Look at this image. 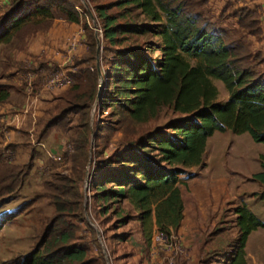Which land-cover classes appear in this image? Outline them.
Listing matches in <instances>:
<instances>
[{
    "label": "trees",
    "instance_id": "obj_1",
    "mask_svg": "<svg viewBox=\"0 0 264 264\" xmlns=\"http://www.w3.org/2000/svg\"><path fill=\"white\" fill-rule=\"evenodd\" d=\"M93 1L100 35V89L96 38L79 0H9L0 14V42L8 43L26 29H43L56 19L82 24L88 42L67 105L46 126L68 135L64 157H70V175L56 173L43 180L51 216L44 218L28 253L0 264H97L89 256L95 234L84 217L81 188L88 162L93 167L90 200L99 203L98 214L116 205L121 227L131 220L123 215L125 205L141 227L150 229L154 216L158 230L169 235L183 218L179 185L193 177L192 168L205 166L207 141L215 132L247 133L254 143L264 144L263 59L247 40L260 36L252 13L239 10L238 29L229 30L221 18H208L209 0ZM216 82L226 100L219 99ZM7 97L8 91L0 90V101ZM164 110L175 118L138 132L137 127L157 120ZM72 115H78L75 124ZM114 133L134 138L106 155ZM258 160L260 171L251 179L264 185V154ZM32 164L6 163L0 154V197L18 189ZM259 199L264 200V191ZM3 214L0 225L14 218L12 212ZM235 215L237 236L218 264H246L247 239L264 228L245 204L235 208ZM127 236L120 234L118 240Z\"/></svg>",
    "mask_w": 264,
    "mask_h": 264
},
{
    "label": "crops",
    "instance_id": "obj_2",
    "mask_svg": "<svg viewBox=\"0 0 264 264\" xmlns=\"http://www.w3.org/2000/svg\"><path fill=\"white\" fill-rule=\"evenodd\" d=\"M7 3V0H0V9ZM239 10L252 13L259 24L260 36L256 38L249 35L247 40L253 52L263 59L260 70L264 73V0H209L206 6V11L216 19L221 18L222 26L229 30L238 29ZM87 24L89 25V21ZM87 43V31L82 24L58 19L40 30L26 29L13 36L8 43L0 42V90L8 91V97L0 101V148L2 149L0 154L4 162L15 165L26 164L31 160L33 162L34 155H37L40 150H43L46 159L55 165L63 162L67 146L66 136L59 135L52 141V136L57 133V130L46 129V126L49 125L50 119L57 115L50 116L55 106L50 107L57 102L62 93L68 92L74 82L73 75L79 68L78 62L88 54ZM19 46L22 49L16 54L15 51ZM57 74H64L71 80V83L69 85L49 84L51 78ZM226 99L227 94L223 100ZM252 145L257 148L258 152L252 156L249 164L258 169L250 168L245 175L246 180L241 179L236 189L231 181L203 175V172L207 171L206 150L205 166L192 168L193 177L184 179L179 185L183 218L175 232L176 236L177 234L179 236V245L183 254L177 255L176 261L181 259L183 260L181 264H194L198 260V254L196 256L193 254L197 246L206 242L205 239L200 238L199 229L204 230V225L210 226V222L220 220L223 211L232 201L238 198L241 204L247 207L250 202L256 200L264 202L259 198L255 199L253 195L257 193V187H264V185L251 179L253 174L260 171L258 158L260 154H264V144ZM57 158L60 160H56ZM43 164L36 159L34 172L40 168L44 170L43 172H47L49 167ZM234 216L236 217L235 214ZM140 228L141 233L138 232L137 238L142 235L143 243L146 244L145 239L148 240L150 234L152 233L153 236L158 230L155 217L152 216L150 229L146 226H140ZM175 232L171 231L170 234L175 235ZM254 232L249 235L247 242ZM146 234L147 237H145ZM225 237L226 234H219L211 245L206 243L203 251H219L217 254L228 252L230 242L227 243ZM246 248L247 246H245V251ZM151 249L153 250L152 244ZM166 257H168L167 254ZM157 262L161 264L159 257ZM133 264H154V258L151 257L150 261L145 259L139 263L133 262ZM246 264H248L247 261Z\"/></svg>",
    "mask_w": 264,
    "mask_h": 264
},
{
    "label": "rangeland",
    "instance_id": "obj_3",
    "mask_svg": "<svg viewBox=\"0 0 264 264\" xmlns=\"http://www.w3.org/2000/svg\"><path fill=\"white\" fill-rule=\"evenodd\" d=\"M83 1L87 4L88 9L93 16L94 23L96 24V26H98V21L95 17L94 11L92 10V6L95 1ZM99 1L107 2L109 0ZM7 2V4L1 7L2 10L0 9V14L8 7L9 0H7ZM80 5L83 6V9L87 15L86 20L89 21V25L94 31L93 22L81 1ZM205 13L210 20H216V18L212 17L209 14V12L206 11ZM97 36L99 39L100 35L98 34ZM21 49L22 47L19 46L16 49L15 53L18 54V51ZM216 86L219 90V99L223 100L225 98L226 92L225 90H223V86L220 82H216ZM68 98L69 97L67 92L62 93L57 102H55L50 107L52 108L55 106V110L50 114V116L58 114L61 109L66 107ZM97 102L98 101H96L92 108L94 109V111L92 112L91 110L90 114L92 125L97 116ZM175 116L176 115L172 114L170 111L164 110L157 120L150 122L147 125L137 127V130L139 132L153 129L159 125H163L167 120L175 118ZM71 117L73 119V124H75L78 119V115H72ZM93 133L94 131L92 130V138ZM63 134L64 133H62L60 129H57V133L52 136L51 140L53 141L55 137ZM64 135L66 136V139H68V135ZM132 138L134 137L124 138L122 133H114L112 135L110 145L106 150V155L109 154L117 144L122 143L125 140H130ZM252 144L255 143L248 134L237 136L233 135L229 131L224 133L215 132L207 141V171H204L203 175L205 177H213L214 179H225L231 181V183L235 185L234 188L236 189V186L239 185L241 179L246 180L245 175L248 171H250V168L252 170L258 169L254 165L250 166L249 164L252 156H254L258 152L257 148H255ZM68 147L69 145L66 146V150H69ZM1 150L2 149L0 148V151ZM46 158L47 157L45 156V152L43 150L38 151L37 155H35L32 167L29 170L28 175L25 177L23 183L8 197H4V199L3 197H0V215H5L3 213L12 212L14 216L13 219L0 225V262L7 261L18 255L28 253L35 245L36 236L41 230L44 218L51 216L53 208L49 203V200L46 197H43V180L46 178L49 179V177L53 176L56 173H60L62 175H70L71 162L69 156H65L63 162L60 165H55L51 161H48ZM36 159H39V162L44 163V166H48L49 170L47 172H43L44 170L40 168L38 171L34 172ZM92 169V165H90V163L88 162L81 184L82 192L84 195V204L87 207V209L84 211V217L86 222L88 221V218L92 223L91 225L87 222L88 225L93 229L95 234V241L94 244L91 245L89 256L95 258L97 260V264H133V262L139 263L140 261L145 259L147 261H150L151 257L154 258V264H158V257L160 258L161 264H166V259L169 257V253L167 252V250L154 252L151 249V244L152 246H156L154 245V236L157 231L154 232L153 236L151 233L148 240L145 239L146 244L143 243L144 241L142 235H139V237L137 238L138 232L141 233V228L140 223L135 216V212L129 210L128 207L123 205V207L125 208L123 215L130 216L131 220L121 227H118L117 224V216L115 214L116 205L112 206V208L105 215L98 214L99 203L90 200L91 192L89 191V177ZM86 179H88V183L86 182ZM263 189L264 187L260 186L256 188L257 193L253 194L255 196V199L259 198V196L264 191ZM248 195L250 196V194ZM249 204L250 205L248 207L251 212L259 220L264 222V202L256 200L254 202H250ZM239 205H241V202L237 198L236 200L232 201V203H230V205L227 206L226 209L224 208L225 210L223 211V215L220 220H217L216 222H210V226L203 224L204 230L199 229L201 231L200 238L205 239L204 241L206 242H202L199 246H197L196 252L195 254H193V256H196V254H198V260L194 264H208L210 262H219V260L221 259V253L217 254V252L219 251L215 252V250L205 252L203 251V249L205 248L204 246L206 245V243L208 245H211L213 240L219 234H226L225 241H227V243L236 238L237 228L235 226L236 217L234 216V214L235 208ZM123 233L128 234L126 239L124 241L118 240L120 234ZM147 236L148 235L146 234L145 237ZM174 237L175 240H173V242L169 241V243L173 245H179V236L178 234L176 236V232ZM146 241H148V243ZM246 246L247 248L245 253L246 261L248 262V264H264V228L256 230L251 235ZM95 247L99 250H96ZM141 250H143V252ZM166 254L168 255V257H166ZM100 258H102L103 262L99 260ZM182 262L183 260L178 259L176 261V264H181Z\"/></svg>",
    "mask_w": 264,
    "mask_h": 264
},
{
    "label": "built area",
    "instance_id": "obj_4",
    "mask_svg": "<svg viewBox=\"0 0 264 264\" xmlns=\"http://www.w3.org/2000/svg\"><path fill=\"white\" fill-rule=\"evenodd\" d=\"M61 83L69 85L71 83V80L64 74H57L53 76L49 82V84H52V85H59ZM56 160H60V158H57ZM154 237H155L154 245L156 246H153L152 251L158 252L160 250H167V252L169 253V257L166 259L167 264H174L175 257L177 255L183 254V250L180 245H176V244L173 245L169 243V241L173 242V240H175V237L173 234L167 235L157 230Z\"/></svg>",
    "mask_w": 264,
    "mask_h": 264
},
{
    "label": "water",
    "instance_id": "obj_5",
    "mask_svg": "<svg viewBox=\"0 0 264 264\" xmlns=\"http://www.w3.org/2000/svg\"><path fill=\"white\" fill-rule=\"evenodd\" d=\"M81 2H82V4L84 5V7H85V9H86V11H87V13L89 14V16H90V18H91V20H92V22H93V28H94V31H95V38H96V69H97V73H98V79H99V89L101 88V83H102V74H101V71H100V60H99V54H100V43H99V39H98V36H97V30H98V28H97V26H96V24L94 23V19H93V16H92V14H91V12H90V10L88 9V7H87V4L83 1V0H80ZM98 100V96H97V98H96V101ZM94 111V109H92V112ZM92 141H93V138H92ZM86 182L88 183V179H86ZM85 182V183H86ZM85 208V207H84ZM87 222L89 223V224H91L92 225V223L89 221V219L87 218Z\"/></svg>",
    "mask_w": 264,
    "mask_h": 264
}]
</instances>
